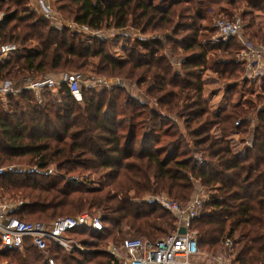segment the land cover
I'll return each mask as SVG.
<instances>
[{
  "label": "trees",
  "instance_id": "obj_1",
  "mask_svg": "<svg viewBox=\"0 0 264 264\" xmlns=\"http://www.w3.org/2000/svg\"><path fill=\"white\" fill-rule=\"evenodd\" d=\"M155 1H59V11L79 26L133 28L145 37L118 60L104 41L95 39L88 46L69 28L52 26L31 10V0H0V12L3 4L14 5L0 23V48L18 46L0 61V84L10 79L19 88L29 79L95 67L98 73L134 82L158 106L146 112L138 98L120 87L84 88L82 104L64 85L59 93L44 90L40 98L31 90L20 91L17 98H8L7 110L0 100V168L7 169L0 176V203L18 205L9 217L49 225L63 217L99 214L103 231L69 233L83 251L68 253L56 244L48 251L55 264H117L105 246L122 248L130 233L157 241L176 231V216L152 196L168 195L185 205L199 182L212 191L193 224L200 251L216 254L230 239L237 255L233 264H264V82L257 88L249 80L227 84L231 95L243 85L252 97L258 89L262 94L212 114L202 83L208 56L222 53L212 66L221 80L232 78L245 72L238 58L243 47L236 38L219 44L208 40L206 46L200 42L203 30L213 33L204 23L214 7L236 3L245 29H251L249 41L264 44L263 26L253 15L264 14V0ZM164 45L173 53L185 52L182 72L160 53ZM171 117L183 126H174ZM253 119L259 122L251 133ZM215 127L219 138L211 135ZM236 131L244 142L252 137L251 147L240 153L228 140ZM186 135L202 158L184 148ZM12 166L18 169L9 171ZM89 175L98 178L97 185ZM0 264L48 263L26 238L18 249H4L0 242Z\"/></svg>",
  "mask_w": 264,
  "mask_h": 264
},
{
  "label": "built area",
  "instance_id": "obj_2",
  "mask_svg": "<svg viewBox=\"0 0 264 264\" xmlns=\"http://www.w3.org/2000/svg\"><path fill=\"white\" fill-rule=\"evenodd\" d=\"M32 11L49 21L52 26L63 29L54 11L56 0H32ZM4 20V15L0 13V23ZM70 29H78L79 32H86L97 36L100 31L91 30L77 24L69 26ZM218 36L227 41L237 38L243 47L238 58L243 62L246 71V79L257 80L264 75V44L256 46L242 35L243 30L240 21L217 20L215 24ZM76 31V30H74ZM78 32V31H76ZM217 41V40H215ZM18 51V46L14 44L4 45L0 48V61L7 60ZM84 77L79 73H66L61 80L52 77H42L24 81L21 87L16 88L11 80H6L0 84V100L7 102L10 96L17 95L20 91L31 90L40 98L44 90L59 93L62 85L66 86L73 98L79 104L83 103ZM109 83L106 82V87ZM93 86H89L93 88ZM237 126L240 122H237ZM251 140L248 145H251ZM15 167H10L9 171H15ZM5 169L0 168V176L4 175ZM203 198L196 197L186 205L174 202L169 198L152 199L157 201L165 210L173 213L177 218V229L174 233L159 239L149 241L141 238H128L124 240L122 249L126 252L127 264H192V260L200 254L199 235L193 228L194 221L199 217L202 210ZM7 207H0V242L4 249H18L22 246L26 238L33 240L34 246L45 255L48 264H55V260L50 255L48 249L50 244H56L64 251L73 253L83 251L82 246L76 240L69 237V233L77 229L103 231L101 217L89 212L76 217H63L57 219L52 224L42 222H25L14 217H9L6 212ZM181 228L186 229L185 234H180ZM113 255L119 257L114 248ZM218 259L220 264H233L236 259L235 245L232 240L227 239ZM116 260H118L116 258ZM119 261V260H118Z\"/></svg>",
  "mask_w": 264,
  "mask_h": 264
},
{
  "label": "rangeland",
  "instance_id": "obj_3",
  "mask_svg": "<svg viewBox=\"0 0 264 264\" xmlns=\"http://www.w3.org/2000/svg\"><path fill=\"white\" fill-rule=\"evenodd\" d=\"M155 2L158 3L159 0H156ZM32 3L33 2L31 0V2H30L31 10L33 8ZM58 3L59 2H56L54 4V11L56 13V17L58 18L59 22L62 24L63 28H69L70 29L69 26H73V25H75V23L73 21H71L69 18H67V16L64 13L59 11ZM13 8H14V5L12 3L9 4V7L8 6L5 7L3 4L2 5V11L0 13L5 16L4 13L12 11ZM214 8H215L216 12L214 14H210L211 20H209V21L207 20L204 23L205 25L212 27L213 33L203 30V32H201V36H200V42L202 44H204L206 46V42L208 40H210L208 42H212L214 44H219V43H223V42L228 41V40L223 41L218 36L217 29L215 28V24H216L217 20H227V21H234V22L240 21V24H241L242 30H243L242 35L246 38L249 37L248 35L251 32V29H249V28L245 29L243 17L241 16L243 10H240V9L238 10L236 8V3H233V5H227V6L222 4V5H220V7H214ZM220 8H223L224 10H226V13L225 14L219 13L218 11L221 10ZM244 10H246V12H247L249 9L244 8ZM228 12H230L232 14V17L227 16ZM215 14H216V16H214ZM253 15L256 18V21L262 23V25L264 27V14H262L261 12H254ZM38 16H40V15H38ZM212 17H214V18H212ZM70 30L72 33L79 34L78 35L79 38L82 40V42L85 45H88V46L93 45V43L95 42V39H99L101 41H104L105 44L107 45V52L118 60H122V59L126 58L127 48L130 47L132 44H134L136 39L145 38V37H143V35L139 31H137L133 28H130L128 30L121 32V31H117L113 28L104 27L102 30H100V33L97 36L90 35L89 33H86V32H79L78 29H74L78 32L74 31L73 29H70ZM159 37H161V36L160 35H153L151 38H159ZM147 38L150 39V36ZM215 40H217V41H215ZM238 42H239V40H238ZM258 46H260V45H258ZM162 47L160 48V53L168 55L171 58L174 69L177 70V72H182L183 70H182L181 61L183 59L185 52L179 48V50H177L176 53H173L171 48H170V45H164ZM168 48H170V49H168ZM171 53L173 56L171 55ZM221 54L222 53H220L218 51L210 52L208 59H207L209 64L207 66H205L204 71H202L203 72L202 73V77H203L202 83H203V88H204V95H205L206 100L209 102L210 112L212 114H215V115L222 114V112L225 109L229 108L231 103H237L241 100H246V99L254 100L253 98H256V96L258 94H262V91L260 89H258V90H256L254 96L252 97L251 94H249L250 89H247V87H245L244 85L242 87H240V89H236L234 91V94H232V95L228 94L226 91L227 84H242L241 83L242 80H248V79H246L247 74L245 71L244 73H242L240 75L237 74L232 78L226 77V79L221 80L219 78L220 76L215 71L216 69L213 68V66H212L213 62H217V61L221 60ZM93 62L95 64H98V61H96V60ZM76 72H79L84 77V80L82 82L83 89L84 88L89 89L90 85L91 86L94 85V87L98 88V90H102L103 88L111 90L114 87H120V88L126 89L130 94H132L133 96L138 98L139 101L144 105V110L146 112H149L151 110H155V111L158 110V106H157L156 102L153 99H149V98L147 99L144 95V91L142 90V88L138 87L134 82L129 81L127 79H123V78H119V77H109V75L98 73V69H96L95 67H92L90 69L87 68V69H84L81 71L70 70V71H67L64 73H60V74H51L48 77H52V78L61 80L64 74L76 73ZM6 80H10V79H6ZM106 82L109 83V85H108L109 87H106ZM14 84L16 86L15 82H14ZM19 86H21V85H19ZM253 88H255V87H253ZM16 96L17 95H15V97ZM1 103L3 104V106H5L6 110L9 109V105H8L9 99H7L6 103H3V102H1ZM172 119L174 120L173 121L174 126L180 125V124H181L180 126H183L181 120H179V119L177 120L175 117H171V120ZM250 122H251V124H250L251 126L249 129H250V132L253 133V130L258 125L259 121L256 119H253V120H250ZM211 135L214 136L215 138H219L221 136L219 128L215 127L214 129H212ZM243 138H245L244 135L237 132V131L235 133H232L228 137V140L232 143V145H233L232 147L234 148L236 153H240V152L244 151L245 148L251 147V145H252V144L248 145L249 141L252 138L251 136H250V138L246 139L245 142L242 140ZM184 148L190 149L192 151L193 155H195V156H199L200 158L203 157V156L198 155L196 153V150L193 148L192 140L187 135H186V139H185ZM12 167H15L16 170L18 169L17 166H12ZM53 168L54 167L51 168V171L53 170ZM3 169L7 170L4 167H3ZM89 176H90L89 180L93 184L97 185L98 184V178L95 175H89ZM196 185H197L196 189H195V191L192 195V198L189 202L194 200L196 197H201V198H203L202 199V201H203L202 206H204V204L209 200V197L212 194V191L206 190L199 182H196ZM152 197L155 199L166 198V197L171 199L168 195L152 196ZM171 200L174 202H177L173 199H171ZM153 201H155V200H153ZM177 203H179V202H177ZM181 205H183V204H181ZM1 206H6L7 207L6 212H9L10 210L15 209L18 205L15 202L7 201V202L0 203V207ZM96 215H99V214H96ZM128 238H136V236L130 233L126 237V239H128ZM105 248H106L105 250L112 255H113L112 252H113L114 248L117 250V254L119 257H116L115 255H113L115 257V259L117 258L119 260V261L118 260L115 261L117 264H127L125 261L127 254L120 247V245L116 246L115 244H109V245L105 246ZM220 255H222L221 251L216 253V254H209L207 252L200 251V254L192 260V264H220V260L218 259V257Z\"/></svg>",
  "mask_w": 264,
  "mask_h": 264
},
{
  "label": "crops",
  "instance_id": "obj_4",
  "mask_svg": "<svg viewBox=\"0 0 264 264\" xmlns=\"http://www.w3.org/2000/svg\"><path fill=\"white\" fill-rule=\"evenodd\" d=\"M60 0H56V2H59ZM263 14V13H262ZM258 22V21H257ZM258 23H260V22H258ZM261 25H262V23H260ZM263 26V25H262ZM263 29H264V27H263ZM249 80V79H248ZM249 81H251V80H249ZM252 82V84L255 86V88H257V86H259V85H261L262 84V82H264V75H262V76H260V78L259 79H257V80H252L251 81ZM22 86V85H21ZM21 86H19V87H21Z\"/></svg>",
  "mask_w": 264,
  "mask_h": 264
},
{
  "label": "water",
  "instance_id": "obj_5",
  "mask_svg": "<svg viewBox=\"0 0 264 264\" xmlns=\"http://www.w3.org/2000/svg\"><path fill=\"white\" fill-rule=\"evenodd\" d=\"M179 233H180V234H185V233H186V229H185V228H181V230H180Z\"/></svg>",
  "mask_w": 264,
  "mask_h": 264
}]
</instances>
